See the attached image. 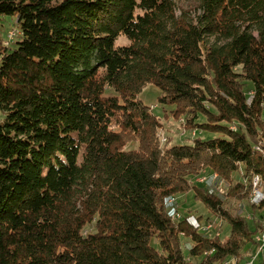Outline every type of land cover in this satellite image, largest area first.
I'll return each instance as SVG.
<instances>
[{
  "label": "trees",
  "instance_id": "trees-1",
  "mask_svg": "<svg viewBox=\"0 0 264 264\" xmlns=\"http://www.w3.org/2000/svg\"><path fill=\"white\" fill-rule=\"evenodd\" d=\"M190 1L0 0V264H224L255 248L262 225L197 187L227 240L166 212L202 164L264 180V0ZM147 85L215 137L161 149Z\"/></svg>",
  "mask_w": 264,
  "mask_h": 264
},
{
  "label": "rangeland",
  "instance_id": "rangeland-1",
  "mask_svg": "<svg viewBox=\"0 0 264 264\" xmlns=\"http://www.w3.org/2000/svg\"><path fill=\"white\" fill-rule=\"evenodd\" d=\"M190 1V0H189ZM193 2H182L178 3V8L190 7ZM179 13V11H178ZM18 28L15 25V18L6 17L3 21V43L7 44L8 34L12 38L15 34L14 30ZM116 46H127L130 45V41L127 37L121 35L115 40ZM250 85H247V92L250 94ZM161 92L158 88L153 85H147L142 94L140 95L141 100L151 107V111L157 116V119L161 122L160 128L157 131V138L159 139L160 148L170 147L176 144L192 145L196 139L208 140L215 136L209 133L199 132L192 129H185L182 125L185 120V114H172V108L163 109L162 106L158 105L157 98ZM174 109V108H173ZM235 129V128H233ZM261 142V141H259ZM256 143V144H259ZM138 146L137 142L131 143L127 146L128 149H135ZM219 178H216L215 175ZM190 189L185 193L178 194L174 197L166 200V212L173 220L182 219L184 215L196 219L202 227L211 225L212 228H208L207 232H202L209 237H220L223 240H227L230 235V226L220 216L212 213L201 201L197 199L196 191L192 187L199 188L202 192L212 194L218 197L224 205V208L230 212L233 216H244L252 224L262 225L264 221V203L259 206H252L251 195L252 185L254 176L247 178L244 176L243 166L239 167V170L235 172L230 179L221 177L218 173L214 172L208 165L202 164L198 166V174L188 177ZM206 181V182H204ZM243 183L246 185V190L249 193L246 199H236L230 196L229 191L237 184ZM259 188L264 187V180L259 182ZM250 215V216H249ZM249 217V218H248ZM249 252H245L242 260L236 261L237 264H242L248 260L252 255L257 253L255 248H249ZM264 255V254H263ZM260 255L257 258L256 264H264V256ZM233 260H229L224 264H235Z\"/></svg>",
  "mask_w": 264,
  "mask_h": 264
},
{
  "label": "built area",
  "instance_id": "built-area-1",
  "mask_svg": "<svg viewBox=\"0 0 264 264\" xmlns=\"http://www.w3.org/2000/svg\"><path fill=\"white\" fill-rule=\"evenodd\" d=\"M254 148L256 151H258L264 158V139L259 142V144H255ZM216 178H219V176L216 174ZM246 187V186H245ZM252 201V205L259 206L264 203V195L262 198H255L250 197ZM249 218V217H248ZM189 222L196 228L198 229L201 233L202 232H207L208 228H212L211 225H208L206 227H202L196 219L189 218ZM255 249L257 250V253L255 255H252L250 257V264H256L257 263V258L260 255H263V247H264V227H261L260 231L255 235ZM264 256V255H263Z\"/></svg>",
  "mask_w": 264,
  "mask_h": 264
},
{
  "label": "bare ground",
  "instance_id": "bare-ground-1",
  "mask_svg": "<svg viewBox=\"0 0 264 264\" xmlns=\"http://www.w3.org/2000/svg\"><path fill=\"white\" fill-rule=\"evenodd\" d=\"M260 181H261V178L259 176H254L251 197H254V196H255V198H262L263 197L264 187L259 188V184H260L259 182ZM204 182H206V181H204ZM252 206H254V205H252ZM262 227H264V221L262 223ZM263 254H264V247H263ZM242 264H250V258L248 260H246L245 262H243Z\"/></svg>",
  "mask_w": 264,
  "mask_h": 264
}]
</instances>
